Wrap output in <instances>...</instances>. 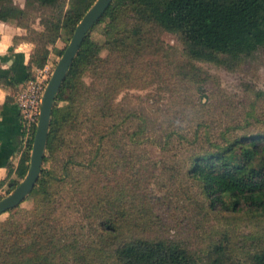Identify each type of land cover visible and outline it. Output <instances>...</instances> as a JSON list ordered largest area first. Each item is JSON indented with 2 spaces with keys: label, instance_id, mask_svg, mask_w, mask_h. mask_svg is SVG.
Returning <instances> with one entry per match:
<instances>
[{
  "label": "trees",
  "instance_id": "1",
  "mask_svg": "<svg viewBox=\"0 0 264 264\" xmlns=\"http://www.w3.org/2000/svg\"><path fill=\"white\" fill-rule=\"evenodd\" d=\"M96 1L27 0L21 8L14 0H0V22L27 29V36L15 43L22 39L34 45L24 82L35 68L46 65L51 47L56 56L63 55L77 25ZM37 16L42 31L31 27ZM100 26L102 43L93 39ZM165 33L177 36L183 46L185 63L177 65L183 75L200 78L197 62H210L217 54L239 60L250 43L264 44V0H114L87 36L56 99L43 166L78 146L74 138L84 119H90L89 110L103 122L116 125L113 99L121 85L135 87L141 81L151 58L163 56L177 64V50L162 41ZM59 39L65 43L63 49L54 48ZM88 76L95 83H88ZM0 86L16 90L17 84L0 77ZM13 101L7 97V103ZM64 101L66 106H61ZM110 127L98 132L96 143L91 144L96 154L106 139L117 137L118 131ZM35 133L36 128L23 145L18 164H9L7 177L0 181V191L7 187V195L28 173ZM120 134L125 140L122 130ZM210 149L189 155L185 172L207 209L264 221V136H240L223 148ZM75 155L62 162L59 170L43 168L29 196L34 200L31 210L15 214L11 210L6 212L10 214L7 221L0 220V264H68L71 260L77 264H235L240 259L242 254L231 248L227 234L207 251H199L189 242L164 236L162 219L154 218L149 210L108 198L100 205L110 212L101 223L98 244L83 246L71 240L56 225L63 205L59 188L74 164L94 169L100 163L96 156L85 155L83 148ZM254 262L264 264V247Z\"/></svg>",
  "mask_w": 264,
  "mask_h": 264
},
{
  "label": "rangeland",
  "instance_id": "2",
  "mask_svg": "<svg viewBox=\"0 0 264 264\" xmlns=\"http://www.w3.org/2000/svg\"><path fill=\"white\" fill-rule=\"evenodd\" d=\"M15 1L23 5L25 0ZM33 19L40 23L38 16ZM101 30L102 26L95 30L93 39L102 43ZM162 41L165 47L177 50V64L163 56L151 58L141 81L135 87L121 85L113 99L117 124L103 122L89 110L90 119H84L74 138L78 146L65 150L57 162L43 166L59 170L62 162L70 155L77 156L81 148L101 163L94 169L77 164L71 167L59 188L63 205L56 222L58 231L68 233L83 246L96 245L102 236L101 223L110 212L100 205L106 198L124 200L161 218V231L168 238L182 239L199 251H207L227 234L231 248L242 254L235 264H255V255L264 247V221L209 211L185 172L191 154L210 148L215 151L240 136H264V44L250 43L239 60L217 54L210 62H197L202 75L190 79L177 67L185 63L178 37L165 33ZM59 47L63 49L65 43ZM58 59L55 55L53 63ZM86 80L95 83L93 76ZM61 106H66V101ZM110 125L118 131L117 137L106 139L96 154L91 144L96 143L97 133L107 131ZM121 130L125 140L120 138ZM8 195L7 187L0 191L3 198ZM33 207L34 200L28 197L11 214ZM9 215L0 220L7 221Z\"/></svg>",
  "mask_w": 264,
  "mask_h": 264
},
{
  "label": "water",
  "instance_id": "3",
  "mask_svg": "<svg viewBox=\"0 0 264 264\" xmlns=\"http://www.w3.org/2000/svg\"><path fill=\"white\" fill-rule=\"evenodd\" d=\"M113 2L114 0H97L93 4L77 25L72 39L57 62L42 98L39 122L32 145L28 173L25 179L15 189L0 201V217L6 212L18 208L36 188L43 170L56 99L87 36L98 24Z\"/></svg>",
  "mask_w": 264,
  "mask_h": 264
},
{
  "label": "crops",
  "instance_id": "4",
  "mask_svg": "<svg viewBox=\"0 0 264 264\" xmlns=\"http://www.w3.org/2000/svg\"><path fill=\"white\" fill-rule=\"evenodd\" d=\"M23 5L15 4L25 8ZM31 27L37 31H42L43 26L34 22ZM27 29L14 24L0 22V77H8L9 82L17 84L16 90L4 89L0 86V181L7 177V166L17 165L23 148L22 126L19 117V110L15 104L14 96L16 91L23 84L26 76V66L30 61L34 45L28 41L20 40L15 43V39L27 36ZM62 40H57L55 48L61 49L59 44ZM49 59H53L55 53L50 48ZM10 96L13 102L7 103Z\"/></svg>",
  "mask_w": 264,
  "mask_h": 264
},
{
  "label": "built area",
  "instance_id": "5",
  "mask_svg": "<svg viewBox=\"0 0 264 264\" xmlns=\"http://www.w3.org/2000/svg\"><path fill=\"white\" fill-rule=\"evenodd\" d=\"M55 64L49 59L43 68H35L30 79L20 86V89L14 96L15 104L19 110L24 144L30 137L33 129L37 128L42 98L54 72Z\"/></svg>",
  "mask_w": 264,
  "mask_h": 264
}]
</instances>
